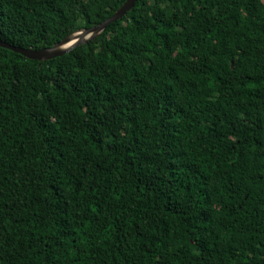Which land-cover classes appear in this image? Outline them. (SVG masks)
<instances>
[{
  "label": "trees",
  "instance_id": "obj_1",
  "mask_svg": "<svg viewBox=\"0 0 264 264\" xmlns=\"http://www.w3.org/2000/svg\"><path fill=\"white\" fill-rule=\"evenodd\" d=\"M127 1L0 0V37L49 49ZM0 264H264V0L0 47Z\"/></svg>",
  "mask_w": 264,
  "mask_h": 264
},
{
  "label": "water",
  "instance_id": "obj_2",
  "mask_svg": "<svg viewBox=\"0 0 264 264\" xmlns=\"http://www.w3.org/2000/svg\"><path fill=\"white\" fill-rule=\"evenodd\" d=\"M137 1L138 0H128L127 3L114 16L110 17L105 22L92 28L78 30L69 35L63 42L52 48L36 51L33 49L13 47L7 44V42L3 41L1 37L0 47H3L4 49L15 54L22 55L31 61H39L41 63L67 56V54L71 53L75 49L83 45H87L99 38L111 24L121 20L124 16L131 12L135 8Z\"/></svg>",
  "mask_w": 264,
  "mask_h": 264
}]
</instances>
